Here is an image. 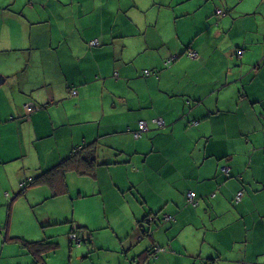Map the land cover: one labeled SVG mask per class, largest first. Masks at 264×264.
I'll list each match as a JSON object with an SVG mask.
<instances>
[{
  "label": "crops",
  "instance_id": "1",
  "mask_svg": "<svg viewBox=\"0 0 264 264\" xmlns=\"http://www.w3.org/2000/svg\"><path fill=\"white\" fill-rule=\"evenodd\" d=\"M185 1L0 0V165L8 169L10 163L13 168L14 162L12 170L19 178V189L14 191L6 186L0 191V207L5 213V203L10 201L6 193L21 194L22 179L61 165L64 150L68 149L70 155L78 144L89 143L100 134L105 137L101 138L102 144L109 145L111 159L118 160V166L107 165L106 158L97 157L93 161L94 173L99 175L100 170H105L109 182L118 185V191L115 190L118 201L114 206L123 213L114 214L111 208L110 223L119 228L128 226L118 237L124 249L133 251L125 257L117 256L114 264H143L148 255L145 249L155 242L163 251L151 264H200L203 261L264 264V186L261 185L264 178L259 182V170L263 174L264 165L261 151L264 143V24L253 26L247 17L251 12L246 13L244 22L239 24V41L246 47L245 64L226 84L220 75L225 67L216 55L208 52L212 46L210 41L195 45L201 54L200 60L183 55L171 66L165 64L171 56L186 53L189 40L200 35L195 32L200 30L199 23L218 20L212 0H188L191 6L184 7L185 10L176 7L173 12L170 9ZM214 1L218 6L219 2L225 4L224 0ZM201 4L206 14L198 8ZM254 10L262 14L256 22H264V8L258 6ZM193 14L199 15L202 21ZM231 20L227 15L221 19L224 24ZM214 28L211 24L208 31ZM133 34L135 38L129 39ZM215 35L218 36L219 31ZM94 37H100L102 43L91 48L88 40ZM11 47L14 51H28L23 65L34 70L38 66L42 72L32 85L43 87L53 98L57 93V99L61 100L59 114L56 102L28 114L24 104L35 100L28 94L26 76H21L18 69L14 73L9 70L11 57L6 54L5 58V53L11 51ZM232 61L237 62L234 58ZM115 67L121 73L118 82L109 72ZM144 69L155 74L142 77ZM241 77L242 81L235 80ZM239 87L245 92L241 100H238ZM73 88L78 91L75 96L71 93ZM104 92H110L117 100L110 116L94 120L77 117L87 112L82 105L89 95L100 97ZM32 95L42 100L34 92ZM234 96L240 103H235ZM58 116L64 117L65 122H60ZM157 116H163L168 127L160 129L150 122L152 131L136 138L134 131L139 129V121ZM200 119L202 121L197 122ZM31 127L39 139H50L51 154L5 158L12 145V140L6 142L7 130L15 128L19 132L22 128L29 134ZM72 129V142L63 150L57 132ZM74 132L78 134L76 142ZM15 142L18 145V137ZM101 147L97 146L99 153ZM83 152L96 156L92 147ZM78 162L80 166L86 161ZM225 164L233 165L228 176L222 172L221 166ZM70 169L76 170L69 166L60 175L65 181ZM172 178L175 179L173 184L167 182L171 187L160 190L161 179L164 184ZM45 186L49 189H40L39 195L36 192L34 196L49 198L54 192L50 184L32 188ZM187 189L197 193V206L186 205ZM125 190L138 194L142 200L135 198L134 203H130V194ZM241 190H244L243 195L238 194ZM148 194H155L151 201H165L164 212L174 215L176 220L164 221L160 228L155 222L157 229L153 239L141 243L128 232L137 227V220H143L142 215L147 212L145 206L152 207ZM84 195L80 192L79 197ZM18 201L19 196H16L6 225L7 235ZM106 207L110 206L106 204ZM33 220L39 222L35 217ZM45 223L41 220L40 224ZM83 237L84 244L70 247L60 263L106 264V255L94 248L96 239L87 241ZM5 245L6 251L10 243ZM53 251L40 253L38 261L30 251L18 256L9 252V258L2 256L0 260L4 264H47L46 257Z\"/></svg>",
  "mask_w": 264,
  "mask_h": 264
},
{
  "label": "rangeland",
  "instance_id": "2",
  "mask_svg": "<svg viewBox=\"0 0 264 264\" xmlns=\"http://www.w3.org/2000/svg\"><path fill=\"white\" fill-rule=\"evenodd\" d=\"M224 6L221 2H219V7L224 10V16L228 15L231 19V23H233L232 30L235 31L240 29L239 24L244 22V18L246 13L252 12L256 7L262 6L264 8V0H224ZM191 6V2H186L180 4V8ZM223 16V17H224ZM236 21L234 19L239 17ZM199 21L202 20L199 15L195 17ZM226 18V17H225ZM260 18V15L258 16ZM250 23L257 27L262 26L264 22L258 23L253 20V18H249ZM250 24L251 28L252 25ZM203 28V26H202ZM12 36V34H11ZM208 38L210 33H206L204 36L201 37ZM240 36L238 35V39L240 40ZM92 44V42L90 43ZM14 42L11 39V46L13 47ZM11 47V48H12ZM12 48L11 51L5 53L10 55L11 57V65L9 67L10 72L14 73L15 70H20L21 76H26L24 79L27 80L28 94L30 97L34 98L35 103H45V106L50 102H56V109L58 110L59 114V107L58 105L61 104V100L57 99L56 97L53 98L48 95L46 90L41 87H34L32 83L36 82V79L42 76V72L40 68L37 66L36 70L33 68H28L27 66L23 65V62L26 58H28V51L27 50H16ZM134 51V50H133ZM186 52H190L187 50ZM210 54H213L212 50L208 51ZM243 53V51H242ZM110 74L112 73L113 80L118 82L121 79V73L118 68L110 69ZM155 74L150 69H144L142 71V77H150L151 75ZM41 96L42 100L35 99L34 95ZM72 95H77L78 91L76 89L71 90ZM117 102L114 98H112V94L110 92H104L103 95L97 97L95 95H89L87 99L83 102V109L87 112L83 114V116H77L80 118H85L87 116L88 119H99L102 116H110L111 115V107L114 103ZM34 101H28L24 104V107L28 110L29 113L34 111L38 108L35 106ZM104 104V107L102 106ZM59 121L61 122L64 120V117H59ZM150 122L156 124L158 128L165 129L168 127L167 121H165L160 116L154 117L150 120L142 119L139 121V129L134 132V134L139 130H145L146 128H150ZM143 126V128H142ZM152 131V129H150ZM74 142L78 139V134L74 132ZM2 134L0 133V137ZM100 136V137H99ZM94 140H90L89 143L85 142L84 144H78L74 149H72L70 155L68 154L69 150L66 147L72 142L73 137V129L71 131L65 132L64 130H59L57 132V139L59 141L60 147L65 152L60 159V162L63 164L67 161L65 167L69 165H74L77 163L78 160L83 159L86 162L93 165V161L97 157H104L106 158L107 165H113L115 162L114 159H111V151L109 150V145L102 144V139L105 138L103 135H100ZM18 137V145L15 142V138ZM6 142L12 140L11 147H8V153H6L5 158L16 159L19 156L23 157H37L40 153L41 156L44 154H51L50 149V139H39L37 135L34 134V129L31 127V132L28 134L22 128L19 129V132L15 128H9L7 130V134L5 136ZM35 139L34 141H32ZM99 140L101 142V153H99L97 146H101L99 144ZM92 147L95 152V158L89 152H83L84 149ZM68 154V155H67ZM44 159L43 162H45ZM10 163L8 164V169L3 168L0 165V191L4 189V187L9 186L16 191L19 189V184L17 176L13 172V168L15 163L13 162V168L10 167ZM64 165V164H63ZM77 165V164H76ZM94 171L95 167L93 165ZM92 168V169H93ZM227 170H223V173H226ZM34 177H28L20 182V187L22 189L21 194H17L19 196L18 207L15 208V214L11 223L9 224L8 228V235L6 233L7 228L4 220L5 211L3 208L0 207V246L6 243H10V246H7L5 251V255L3 259L9 258V252H13L16 256L21 254H26L25 251H28L27 248L24 247L22 242L20 241L19 237L25 238L30 241H38L42 239L49 238L50 241L58 242V246L55 247L53 252H50L46 257L47 264H61L60 261L64 258V253L73 247H80L84 244V237L87 241H94L96 239V244H94V248L99 249L102 253L106 255V264H114L117 261V256L122 255L125 257L126 253L133 252L128 251V249L123 248V243L119 241V232H124L128 226L125 225L124 227H118L115 223H110L111 212L114 214L120 213L122 214V209H119L118 206L115 205V201H118V185L114 182H109L107 174L105 170H100L99 175L94 174H81L74 169H70L66 172V181H67V189L64 193L59 194L55 189H53V193L50 197H44L48 199L49 204L46 208L36 209L33 205L39 203L42 199H38V195L40 189H49L45 186V188H32L34 186H39L38 184H33ZM166 181V179H165ZM173 184V180L166 181L163 184V179H161V189L164 187H171L168 183ZM38 195L34 196L35 193ZM80 192H83L84 197H79ZM125 192H129V200L130 203H134L135 198L141 201V197L138 194L132 193L131 190H125ZM14 194L11 193V196ZM186 195V205L188 206H197L198 202L194 200L197 198V193L192 189L185 192ZM150 203L152 207L149 209L147 206L146 215H142L143 220H137V227L133 229V231H129L128 234H131L135 237L137 242H144L147 239H153V232L155 231V222L158 221L159 228L164 225L161 220V217L158 216L159 211L162 208V211L166 209L165 201L160 199L152 200L151 198L155 197V194H148ZM36 199V201H34ZM106 204L110 207L107 208ZM171 204H175L172 202ZM162 206V207H161ZM51 213L53 225L47 224V226L41 225L39 222H34L33 217L38 219V221L42 220V216L44 213L42 212ZM161 211V212H162ZM151 212V213H150ZM151 214L149 222L145 219L147 215ZM76 215V217H75ZM167 217L169 215H166ZM7 218V217H6ZM147 221V223H143ZM46 224V223H45ZM123 228V229H121ZM86 232V234H84ZM16 238H10V237ZM56 240V241H55ZM68 240L71 242L69 245ZM51 250V249H50ZM148 255L144 257L143 264H151V261L158 258V255L161 251H163V247H161L156 242L151 245L149 248L145 249ZM1 251V247H0ZM140 258V257H138ZM65 259V258H64ZM0 264H4L2 260H0ZM244 264H247L244 262Z\"/></svg>",
  "mask_w": 264,
  "mask_h": 264
},
{
  "label": "trees",
  "instance_id": "3",
  "mask_svg": "<svg viewBox=\"0 0 264 264\" xmlns=\"http://www.w3.org/2000/svg\"><path fill=\"white\" fill-rule=\"evenodd\" d=\"M186 2H189V1L187 0L185 2H179V3H177L178 4L177 6L174 5L170 9L173 12H175L176 11V7H177L179 10L183 11L185 9L184 8H180V4H183V3H186ZM212 2L215 4L214 10H215V15L218 17V20L213 21V23H210L209 21H206V22H203V23H199L201 25L200 26V30H197L195 32H197V33L200 32V35L198 36L197 39L193 37L191 40H189L190 52H186L185 54L183 53V54H180L178 56L177 55L176 56H171L169 59H167L165 61V64L169 67V66L172 65V63L177 58H181L183 55H185L186 57H189L192 60H200L201 59L200 58L201 54L195 48V45L198 46V44H200V43H203L205 41H210L211 44H212L211 50L213 51V54L216 55L220 59L221 66L225 67V69H223V71L220 72V75L225 78L226 84H229L230 81L228 79L230 77H232V76H235L237 71H238V69H240V67L242 68V66H244V64H245L243 62V58H244L245 53H246V47H244L240 43V41L238 39L237 29L235 31L232 30L234 25H232L231 23L224 24L221 21V19L225 15L224 14V10L222 8H220L218 6V4L214 0H212ZM198 8L201 9L206 14V8H205L204 4H201ZM190 13L191 12H188L187 14H190ZM259 14H261V13L258 12L257 10H253L250 14L247 15V17L248 18H253V20L256 22V19L258 18ZM165 15H167L166 12H165ZM192 16L195 17L196 14H193ZM224 17H226V16H224ZM200 21H202V20H200ZM224 22L226 23V21H224ZM211 24L214 25L216 28H214L213 31H208L209 30L208 28L210 27ZM202 26H203V28H202ZM217 31H219V35L218 36L215 35V33ZM197 33H193V34H197ZM206 33H210L211 36H209L208 38L206 36H205V38L201 37L202 35L204 36ZM193 34L191 36H193ZM128 37H129V39H133V38H135V35L133 34V35L128 36ZM93 41H95L96 44H93V43L90 44ZM101 43L102 42H101L100 37H94V38L88 40V44H89V46L91 48L99 47L101 45ZM189 49H188V51H189ZM242 51H243V53H242ZM228 55H230V56L228 57ZM233 58L236 59V61L238 63L237 62L234 63L232 61ZM218 80L219 81L221 80L219 75H218ZM235 80L242 81V77L241 78H237ZM222 85H223V82H222ZM241 90H242V88L239 87L238 91L241 92V93H240V96L238 97V100H241L242 97L245 96V92H243ZM234 98L236 99L235 103H240V102H237V98L235 96H234ZM34 105L38 106V108L35 110V107H34L33 108L34 111L31 112V113H28V114H32L35 111H38V109L41 110L45 106V104L37 103V102L36 103L34 102ZM192 108H194V107H192ZM183 111L185 112L184 109H183ZM186 115H189V114H186ZM160 117L163 118L166 121V119L163 116H160ZM189 120H191V119H188L187 121H189ZM198 121L200 122V121H202V119L197 120V122ZM148 131H150V128L149 129L146 128L145 130H139V131H137L135 133V137L136 138H141ZM263 133H264V129H263ZM256 143H259V142H256ZM261 151L264 153V143L261 146ZM120 153H121V151H120ZM66 163H67V161H65L63 163L64 165L61 163V165L59 164L58 166L54 167L52 170L51 169L45 170L40 175L33 176L34 177L33 178V184L34 185L38 184L39 186H43L45 183H48V184L51 185L52 189H55L59 194H61L60 192H63V190L67 189V187H65L66 186V181L64 179V176H62V177L60 176L61 174H64V168H66L65 167ZM76 164L69 165V166H72L73 168L76 169V171H78L80 173L81 172L82 173L85 172L86 174H94V172H95L92 164L84 163V164H81L79 166V162L78 161H77ZM113 164H115L114 166H118V160H115V162ZM83 168L88 169V171L86 172V170H83ZM221 168L223 170H227L225 174H226V176H228V175L231 174V169H233V165L225 164V165H222ZM259 173H260V179H261L259 182H261L263 180V178H264V165H263V174L261 173L260 170H259ZM172 180L175 181L174 178H172ZM261 185L264 186V181L261 182ZM190 190H192V189H188V191H190ZM252 190H254V189H252ZM238 194L239 195H243L244 194V190H241V192H239ZM6 195L10 198V201L7 204L5 203V209H6L5 215L7 214L6 215L7 218H5L3 220L5 225H7L8 221L10 220L9 214H10L11 210L14 208L13 207V201L16 198V194L13 195L14 197L11 196L10 193H6ZM254 195H255V193H253V196ZM241 199H243V198L241 197ZM194 200H196V202H198V198H195ZM263 200H264V198H263ZM48 202H49L48 199H46V198L42 199V201H40L38 204H36L37 205L36 209L46 208L48 206ZM148 208L150 209L151 207H148ZM161 211H162V208L159 211L158 216L161 217L162 222H164V221L165 222H172V221L176 220V217H174V215L173 216L169 215L167 217L166 216L167 213L164 212V211H162V212ZM42 213H44L46 215V216L42 217V220L46 222V224H44L43 226H47V224L53 225V221H50V218L52 219V216L50 215V213L48 214V213H46L44 211ZM150 217H151V214L147 215L145 217V219L149 222ZM147 221H144L143 223L145 224V223H147ZM39 222L41 223L40 220H39ZM157 223H158V221H157ZM19 239L22 242V244L24 245V247L27 248L28 251H30L34 255V259L36 261H38L37 255H39L42 252H46L47 250L54 249L55 247L58 246V243L50 241V240H45V239L38 240V241H30V240H27V239L21 238V237H19ZM70 244H71V242H70ZM0 247H1V251H0V258H1L2 256H4L6 245L2 244ZM246 263L247 264H258V263L248 262V261H246ZM200 264H208V263L203 261Z\"/></svg>",
  "mask_w": 264,
  "mask_h": 264
},
{
  "label": "built area",
  "instance_id": "4",
  "mask_svg": "<svg viewBox=\"0 0 264 264\" xmlns=\"http://www.w3.org/2000/svg\"><path fill=\"white\" fill-rule=\"evenodd\" d=\"M92 43H93V44H96L95 41H93ZM142 128H143V126H142Z\"/></svg>",
  "mask_w": 264,
  "mask_h": 264
}]
</instances>
